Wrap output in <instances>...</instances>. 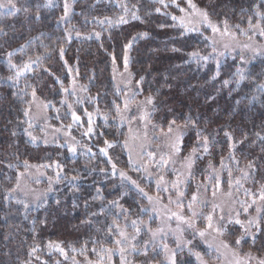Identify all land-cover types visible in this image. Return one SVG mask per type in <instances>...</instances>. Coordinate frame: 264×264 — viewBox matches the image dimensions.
<instances>
[{
  "label": "trees",
  "instance_id": "obj_1",
  "mask_svg": "<svg viewBox=\"0 0 264 264\" xmlns=\"http://www.w3.org/2000/svg\"><path fill=\"white\" fill-rule=\"evenodd\" d=\"M128 1L141 19L111 25L101 21L120 14L113 2L77 0L70 33L57 23L62 8L48 7L42 0H17L18 12L0 14V264H56V258L62 257L54 247L57 244L69 252L84 248L100 253L114 243L108 233L114 218L106 212L99 214L100 208L109 209V202L118 200L133 211L139 205L136 200L142 201L135 186L120 178V172L132 169L121 148L123 129L113 122L100 127L102 134L96 139L99 146L114 142L109 157L99 150L73 157L66 147L35 145L25 133L29 92L34 89L59 104L63 85L69 82V67L88 85L97 108L112 109L116 100L112 68L114 62H122L129 44L135 79L145 94L155 97L153 119L165 127L174 118L181 124L191 116L210 140L209 153L199 160L200 166L207 161L218 165L231 156L238 166L251 171L255 188L264 186V140L260 139L264 137V93L258 88L264 84V59L251 63L245 79L237 83V59L228 58L218 68L212 59L189 57L193 51L208 55L211 47L202 34L185 32L172 19V6L168 10L157 0ZM194 1L218 21L246 28L251 17L253 24L259 21L264 27V20L255 14L261 0ZM259 11L264 12V7ZM22 45L23 51H18ZM8 52L15 53L12 62L20 67L29 58L39 55L41 60L19 80L9 81L15 69L9 67ZM225 80L229 83L224 84ZM186 131L184 150L189 151L197 145V135L191 127ZM230 144L235 148L230 149ZM25 162H58L62 167L55 196L44 207L28 210L8 197L7 190L15 185ZM130 178L135 180L133 175Z\"/></svg>",
  "mask_w": 264,
  "mask_h": 264
},
{
  "label": "rangeland",
  "instance_id": "obj_2",
  "mask_svg": "<svg viewBox=\"0 0 264 264\" xmlns=\"http://www.w3.org/2000/svg\"><path fill=\"white\" fill-rule=\"evenodd\" d=\"M77 0H67L69 4V13L66 20L60 21V24L71 32V19L74 13V7ZM105 1L106 3L113 2L119 9L120 14L118 16H106L102 18V21L111 20L115 24L121 16L127 21L132 19V14L135 13L136 7L130 4L128 0H99ZM159 2V0H157ZM7 2V0H4ZM13 3L17 6V0H13ZM42 3L48 7H61L62 14L64 15V4L65 0H52L49 5L48 0H42ZM193 3L197 5L199 9L209 11L199 6L197 2L193 0ZM179 4V8L176 6ZM163 7L167 5L173 7L174 14L171 15L176 17H183L185 25L187 27H199V32L186 31L184 26L180 25L179 19L175 20L185 32L202 34L204 37H212L218 43L216 45L217 52L225 51L223 43H235L231 41L229 37H221L219 34H213L210 29L199 25L197 23L198 18L191 17L185 12H181L180 8L186 9L188 12L191 11L187 4V0H176L175 3L172 0H164L161 4ZM127 9V12L125 11ZM168 10H170L168 8ZM6 12H16L15 9H0V14ZM211 20L217 23L221 30H223V21L213 19L209 13ZM257 23H261L258 21ZM256 23V24H257ZM104 24H107L105 22ZM119 24V23H118ZM230 32H237L234 25L228 23ZM255 25V24H254ZM247 30L246 28H240ZM252 36L249 40L248 36L240 35L237 32V41L239 45L250 44L252 47L264 46V37L253 35L252 32L248 33ZM211 47V40H208ZM130 45V44H129ZM131 46V45H130ZM126 48L125 55L128 57V69L125 70V55L121 63L114 62L112 68V82L116 93L115 104L112 109L104 110L97 108L93 103L94 98L89 91V87L84 83L78 72H74L69 67V82L67 85H63V96L59 104H55L50 99L45 98L35 90V96H33V90L29 92L27 99L26 108L24 110L25 116V133L28 140L35 145L43 146H56L60 149L64 147L75 148V152L69 151V154L73 157L79 155L86 157L88 154H93L96 150H99L101 154L109 157V152L113 141H108L112 144L108 147L107 144L99 146L96 143V139L99 134H102L100 127L108 125L113 122L119 129H123L124 138L122 139L121 148L125 153L128 161L131 157V161L135 165H139L140 170H135L132 163L129 162L131 173L123 171L127 177L134 176L137 184L140 188L144 189V192L148 196H159L160 201L150 202L146 196L139 193L143 199L142 201L136 200L139 205H136L129 213L121 212V208L117 206L109 205L111 208L107 209L104 205L106 214H111L114 220L120 225L121 229H124L127 233L129 240L124 247L123 262L126 264H169L168 257L170 252H166L162 244H167L169 249L176 250V259L179 264H189V262H195L198 264L195 256L190 254L188 251L189 247H192L194 251L201 252L205 256V259L209 261V264H236L237 260H240L242 264H258L260 259H264V233H257V240L253 245L249 239L246 243L242 242L240 246L234 244V240L241 234L243 229L240 225L229 224L228 231L223 235H219L216 232L209 229L206 232L204 238L199 236L193 241V245H183V251L176 248L177 238L181 241L192 240V229L188 228L185 223L177 220L172 213L183 215L184 217H190L191 213L187 208V205L192 200L193 194H196L197 201L193 204V209L197 213H203V215L197 216L195 219V226L198 229H205L207 221L204 219L208 214H213V222H217V218L221 215V210L225 216V220L240 219L247 224L248 220L256 219L260 220V227L264 228V200L260 199V193L264 190V186L254 187V181L250 176L251 171L247 167L237 165V161L234 158L228 157L229 160L223 161V166L220 164L212 163L211 161L205 162L204 165H199L200 159L204 158L206 153L201 148L194 157V163L189 169L187 167L186 158L191 153L184 150V139L183 136L182 147L179 153H174L170 147L175 132L172 137L166 136L161 132V128L167 131V126H163L161 123L153 119L154 111L151 106L142 104L146 97L149 95L145 94L142 88V83L135 79V76L131 70V56L130 48ZM243 53L245 60H250L252 52L249 49H242L237 47L236 51L227 52L224 56L219 57V64L224 62L226 59H237L239 68L243 69L245 73L246 69L251 63L257 59L264 57L257 56L255 59H251L249 63L242 64L239 53ZM216 64V58L212 59ZM32 67V65H31ZM22 68V67H21ZM16 70H14L15 75ZM23 72L21 75L26 73ZM13 75V76H14ZM20 75V76H21ZM19 76V77H20ZM20 79V78H19ZM18 79V80H19ZM3 79L0 77V82ZM5 80V79H4ZM9 80V79H8ZM13 81V80H9ZM67 90V91H65ZM125 102L128 103L127 109H125ZM117 106H119V113L117 112ZM27 111V115L25 112ZM144 112L150 113L144 119L140 117ZM73 114L79 117V120H75ZM55 116L57 120H53ZM107 117V119H105ZM123 117V119H122ZM91 126L92 132L88 133V129ZM31 133V136L29 135ZM35 137V139H33ZM98 145L96 147L95 145ZM196 147V146H194ZM90 149V151H89ZM101 149H105L106 154L101 152ZM149 153L154 155V159L149 157ZM163 156L165 160L169 161L167 164L158 167L157 162L160 157ZM27 167L19 171L16 179V183L11 193H8V197L21 201L20 203L24 208L25 204L28 205L25 209H37L44 207L48 204L49 200L55 196V192L59 187L60 179L63 175L62 167L58 162H27ZM59 165V167H57ZM211 165V166H210ZM145 167L147 171H145ZM191 172V176H189ZM21 173L23 175H21ZM231 173V175H229ZM247 173V175H245ZM150 174V175H149ZM120 175V174H119ZM164 177L166 182L163 187L169 189V191H157L156 181L161 177ZM59 177V178H58ZM121 178V176H120ZM179 178L181 183L178 185L179 191L184 192V196L181 198L182 206L178 207L175 202L177 199V192L172 189V182ZM122 180V178H121ZM128 180V179H123ZM133 180V179H131ZM17 182L19 186L17 187ZM131 183V182H130ZM215 192V196L213 195ZM171 197L172 202H169ZM217 206L215 212H213V206ZM143 206L147 209L145 212H141L140 208ZM124 209H129L123 206ZM247 208L248 211L244 212ZM155 209V211H153ZM259 210V211H258ZM104 212V213H105ZM237 213L239 215L237 216ZM137 220L138 227L141 229L139 234L136 233V229L131 226V221ZM143 221V223H139ZM156 230L162 228L164 231L158 233L153 238L151 233L147 231V228ZM179 229V230H178ZM182 230V231H180ZM250 231H255V228H251ZM114 241L119 238L116 234V230L113 229ZM132 236H136L135 240H131ZM207 240L208 244L213 245V248L209 249L208 244L204 243ZM222 240H227L231 245L230 248L225 249L221 245ZM145 241H152L148 246V255L143 254ZM134 244L137 251L133 252L129 245ZM59 248H63L61 244H57ZM55 247L56 250L62 255L61 258H56V264H88L89 261L92 264H123L121 253L119 251L121 245L113 243V246L108 249H112L111 253L104 251L100 253L89 252L84 248L79 250L73 249L68 251L64 249L62 254L59 248ZM54 247H51L54 248ZM219 248V252L215 249ZM87 251V252H84ZM251 253V259L247 255ZM192 260V261H191ZM67 262V263H65Z\"/></svg>",
  "mask_w": 264,
  "mask_h": 264
},
{
  "label": "snow or ice",
  "instance_id": "obj_3",
  "mask_svg": "<svg viewBox=\"0 0 264 264\" xmlns=\"http://www.w3.org/2000/svg\"><path fill=\"white\" fill-rule=\"evenodd\" d=\"M172 2L175 3L176 0H172ZM51 3H52V0H48V4L50 5ZM159 3L163 4L164 0H159ZM187 4L189 6V9H191V11L188 12L186 9L180 8L181 12H185L187 15H189L191 17L198 18L197 23L199 25L205 27L206 29H210L213 34H219L222 38L223 37H229L231 39V41L235 42L234 44L233 43H228V42L223 43V48H224L225 51L217 52L216 45H217L218 42L215 39H213L212 37H205V40H211L212 52L209 53L208 55H203L202 56L199 51H193V52L189 53V57L190 58H195L197 61H200V60L208 61L209 59L216 58L217 67L219 68V59L218 58L221 57V56H224L229 51H232V52L236 51L237 47H242V49H249L252 52V57L250 58V60L251 59H255L257 56L264 57V46L252 47L250 44H243L241 46V45H239V42L236 39L237 32L240 35L248 36L249 40L252 39V36L248 35L249 32H252L253 35H257L258 34L259 36L264 37V27H261L259 23L254 25L252 23L251 17H249V19H248V29L247 30L240 29L239 25H236L235 28L237 29V32H230L227 20L223 21V30H221V27L217 23H214L211 20V18L209 16V13L207 11H205V10L199 9L197 7V5L193 3V0H187ZM176 6L178 8L180 7L179 4H177ZM37 7H39V6H37ZM165 7H167V5H165ZM262 7H264V0H261L260 4L256 5L257 11H256L255 14L257 16H259L261 20H264V12L259 11V9L262 8ZM4 8H8L10 10L11 9H15L16 12L19 11V9L13 3V0H7V2H4V0H0V9H4ZM25 11H27V9H25ZM125 11L127 12L126 8H125ZM156 11L159 12L160 9L157 8ZM68 13H69V4H68L67 0H65L64 15L59 18V21H57V23H59L60 21L66 20L67 17H68ZM37 19H39V14H37ZM132 19L139 20L141 18L138 15H136L135 13H133L132 14ZM172 19L173 20L179 19L180 25L184 26L186 31H190V32H199L200 31L199 27H195V26L190 27V28L187 27V25H185V21H184L183 17H179L178 18V17L173 15ZM105 22L112 23L111 20L101 21V23H105ZM117 23H119V24L127 23V20L123 16H121L119 18V20L117 21ZM0 31H2V29H0ZM95 35L97 37H99L100 34L96 33ZM142 35L146 36L147 33H143ZM133 39H135V37ZM129 46L130 45H126L125 47L128 48ZM24 47L25 46L22 45L21 48L18 49V51H23ZM59 51H60L61 56H63L64 48L62 46L59 48ZM14 54H15L14 52H8L7 53L9 67L11 69H15L16 70L14 76H9L8 77L9 80H17L19 78V76L23 72L30 70L31 65L38 64L40 62V60H41V57L39 55L36 57L35 60H32L31 58H29V61L24 63L22 68H21L20 66H18L15 63L12 62V57H13ZM239 55H240V60H241L242 64H247V63L250 62V60H245V57H244L242 52L239 53ZM124 59H125L124 66H125V70L127 71V69H128V57H127V55H125ZM218 74L219 73L217 72V75ZM235 74L237 76H239V80L237 81V83H239L241 80L245 79V75H244L243 69L237 68V71H236ZM141 80H143V77H141ZM228 83H229L228 80L224 81V84H228ZM258 88H259L261 93H264V84L258 85ZM65 91H67V90H65ZM32 94H33V96H35V90H33ZM252 99H256V97L253 96ZM142 104H144L146 106H151L152 110L154 111L155 110V97L149 95L148 97H146L145 101L142 102ZM127 107H128V103L125 102V109H127ZM119 111H120L119 106H117V112L119 113ZM25 115H27V111L25 112ZM149 115H150V113L144 112L143 115L140 118L144 119V118H146ZM73 116H74L75 120H79V117L75 116V114H73ZM105 119H107V117H105ZM122 119H123V117H122ZM189 127L193 128V129H196V135H197V145H196V147H193L191 153L186 158V160L188 162L187 163V167L189 169H191V167H192V165L194 163V157L195 158H199V157H196V153L201 148L203 149L204 153H209V145H210L209 137L206 136V135H203V130L199 129L197 127L196 121H194L191 116H188L186 118V120L183 123H181V124H178L175 118L172 119L171 121L168 122L167 131L165 132L164 129L161 128V132L164 135L169 136V137H172L173 133L175 132V137H174L170 147L172 148L174 153H179L180 150H181V147H182V141H183V136L185 135V130L188 129ZM91 132H92V128L90 126L89 129H88V133H91ZM29 135L31 136V133H29ZM226 135H229V134L226 133ZM257 135L259 136V133H257ZM229 138L231 139L230 135H229ZM33 139H35V137H33ZM260 139L264 140V137H260ZM105 143L108 145V147L112 146V144L109 143L108 141H105ZM241 143H242V141H241ZM234 148H235V145L234 144H230V149H234ZM75 150L76 149L74 147L69 149V151H71V152H75ZM89 151H90V149H89ZM101 152L106 154L105 149H101ZM148 155H149L150 158L154 159V155L152 153H149ZM230 158H234V157L230 156ZM129 162L134 165L135 170H137V171L140 170L141 166L135 165L134 162L131 161V157H129ZM168 162L169 161L165 160V158L163 156H161L160 160L157 162V166L161 167V166L167 164ZM237 163H238V161H237ZM221 165L223 166V160L221 161ZM27 166H28L27 162H25V167H27ZM57 167H59V165H57ZM248 167L249 168L253 167L251 162H249ZM112 168H113V172L115 173V168H116L115 164L112 165ZM144 170L147 171V168L145 167ZM101 171H104V170L101 169ZM21 175H23V174L21 173ZM229 175H231V173H229ZM245 175H247V173H245ZM120 176H121L122 179H128L131 182V184L135 186L136 190L139 193H141L142 195L146 196L147 199L150 202H152V201L159 202L160 201V197L159 196H156V197L148 196L147 193L144 192V189L140 188L139 184H137L136 181L131 180L130 177H127L124 172H120ZM189 176H191V172H189ZM73 179H75V177H73ZM165 183L166 182L164 181V177L163 176H161L156 181V188H157L158 192H160V191H164V192L169 191L168 188L163 187V185ZM180 183H181V181L178 178L176 181L172 182V185H171L172 189L177 192V199H176L175 202L177 203L178 207L182 206L181 198L184 196V192L179 191L178 185ZM18 186H19V183L17 182V187ZM7 191L9 193H11L12 191H15V189H8ZM97 192L99 194L100 190L98 189ZM213 195L215 196V192H213ZM93 199H96V197H93ZM260 199L264 200V190H262L261 193H260ZM196 201H197V196H196V194H193L191 202H189L188 205H187V208H188V210L191 213L190 217H184L183 215H178L177 213H172V215L175 216L177 218V220L182 221L183 223H185L187 225L188 228L192 229V236H193L192 240L181 241V239L179 237L177 238L176 248L178 250H180V251H183V245H193V241L196 239L197 236H199L200 238H204L205 235H206V232L209 229H211L212 231L216 232L217 234L223 236L228 231V225L229 224L240 225L241 228L243 229L241 234L239 236H237L235 238V240H234V244L236 246H240L242 242L246 243L249 239L252 241V243L254 245L256 240H257V233H264V228L260 227V224H261L260 220L251 219V220L247 221V224H245V222L241 221L240 219H231V218H229L228 220H225V216H224L222 210H221V215H219V217L217 218V222L216 223L213 222L214 217H213V214L210 213V214H208L207 216L204 217V219L207 221L205 229H198L195 226V219L194 218H196L199 215H203V213H197V211H195L193 209V204ZM169 202L170 203L172 202L171 197H169ZM18 203H22V202L18 201ZM109 203L112 206L120 207L122 213H129L131 211L130 209H124L122 205H119L118 200H113V201H110ZM24 206H25V208L28 207L27 204H25ZM86 206H87V202H86ZM216 207L217 206H215V205L213 206V212H215ZM140 210H141V212L147 211V209L144 208L143 206H141ZM153 211H155V209H153ZM247 211H248V209L245 208L244 212H247ZM104 212H105V208L102 206L100 208V210H99V214H103ZM91 215L95 216V215H98V213H92ZM238 215H239V213H237V216ZM139 223H143V221H139ZM131 226L134 229H136V233L139 234L141 229L138 227V221L137 220H132L131 221ZM253 227L255 228V231H250V229L253 228ZM113 229L116 230V234H118V237H119V238H117L114 241V243L117 244V245H121L119 251L121 253L122 262H123L124 252L126 251V248L124 247V245L127 244L128 240H129V237H128L127 233L125 232V230L121 229L120 225L115 220L112 222V225H110L108 227V233L110 235L113 234ZM147 231L149 233H151V237L154 240L155 237L158 235V233H161L164 230L162 228H158L156 230H153V229H151L149 227V228H147ZM180 231H182V230H180ZM135 239H136V236H132L131 237V240H135ZM150 243H152V241H145V243H144L143 254L145 256L148 255V246H149ZM204 243L208 244L207 240H204ZM221 245L225 249H228V248L231 247V245L229 244V242L227 240H222L221 241ZM49 246L51 247V245H49ZM129 246L131 247V250L133 252L137 251L136 246L134 244L129 245ZM161 246L163 247V249L166 252H170L171 253L170 256L168 257L169 264H179V262L176 259V250L175 249H169L167 244H162ZM57 247L59 248L58 245H57ZM208 248L209 249L213 248V245L208 244ZM215 250L217 252H219L220 249L217 247ZM32 251L35 252L36 249H33ZM59 251L62 254L64 253V249L63 248H59ZM92 251H95V249H92ZM104 251H107V252L111 253L113 250L112 249H106ZM188 251H189L190 254L195 256L196 260L198 261V264H209V261L205 259V256L202 255L201 252L194 251L192 247H189ZM247 255L251 259V253H248ZM88 264H92V262L89 261ZM123 264H126V262H123ZM148 264H151V261H149ZM236 264H242V262L240 260H237ZM258 264H264V259H260L258 261Z\"/></svg>",
  "mask_w": 264,
  "mask_h": 264
}]
</instances>
